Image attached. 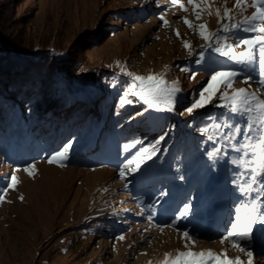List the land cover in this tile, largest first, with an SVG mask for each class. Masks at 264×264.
I'll list each match as a JSON object with an SVG mask.
<instances>
[{
	"label": "rangeland",
	"instance_id": "rangeland-1",
	"mask_svg": "<svg viewBox=\"0 0 264 264\" xmlns=\"http://www.w3.org/2000/svg\"><path fill=\"white\" fill-rule=\"evenodd\" d=\"M182 2L187 6V0ZM234 2L227 0V7L232 8ZM216 6H220L218 0ZM152 7L158 11L151 10ZM120 8L124 9L123 15L149 10L150 16L128 25L106 23ZM252 11L249 8L246 15ZM160 14L165 15L167 26H163ZM185 15L194 23H206L209 29L216 26L214 15L204 13L202 20L195 21L190 7L185 13L178 5H170V0H0L1 41L21 50L22 56L29 55L18 58L11 48H0V74L12 68L20 73L15 72L11 77L27 74L25 77L44 79L52 69L61 73L59 78L69 75L70 85L75 89L89 92L92 87L101 90L113 84L112 91L119 86L124 92L131 77L122 74L116 63L120 61L121 66L126 65L127 71L135 75L154 73L165 75L168 81L178 80L182 89L179 97L183 99L193 88L201 91L200 86L210 79L209 72L213 70L211 65L197 66L194 79L193 74L189 76L181 71L183 64L196 57L189 56L182 41H189L196 51L204 44L198 33L180 19ZM114 25H119L118 32L109 33L107 27ZM43 50V55H39ZM112 73L122 78L114 83L108 81ZM4 80L0 75L2 85ZM256 80L250 81L249 91L259 87ZM234 87L247 88L248 84L237 78ZM128 99L134 101L129 106L146 108L137 97L130 95ZM211 106L207 105L202 112L208 113ZM201 114V110H195L192 115L144 110L141 116L148 125L142 133H149V127L157 125L159 121L154 119L158 115L171 116L176 123L190 118L194 123ZM206 153L197 147L196 159L184 161L185 170L176 168L171 172L172 183L165 184L159 193L153 190L144 203L137 204L133 203L138 198L133 186L126 195V188L121 185L128 184L135 176L150 177V174L145 162L139 172L121 177L119 173L127 154L121 156L118 166L115 163L92 168L59 166L40 159L35 162L34 177L24 172V167L16 171L0 166V174L8 181L13 173L19 181L14 190L7 188L4 201L0 202V264H149L159 261L164 253L187 250L188 242L181 236L184 230L196 241L192 251L211 249L218 254L226 251L228 257H240L247 264V255L230 247V241L221 243L219 235H204L197 228L194 218L203 213L207 217L216 201L226 195L223 191L230 200L234 199L228 165L217 161V166L210 169L211 161ZM164 165L162 161L161 166ZM158 168L157 179L146 182L149 189H155L156 183L164 180L160 165ZM169 192L179 195L166 202ZM182 195H185L183 204ZM186 204L191 206V214L180 218L179 212ZM149 205L152 207L142 212ZM172 224L175 228L168 226ZM248 250L253 252V264H264V255Z\"/></svg>",
	"mask_w": 264,
	"mask_h": 264
},
{
	"label": "snow or ice",
	"instance_id": "snow-or-ice-1",
	"mask_svg": "<svg viewBox=\"0 0 264 264\" xmlns=\"http://www.w3.org/2000/svg\"><path fill=\"white\" fill-rule=\"evenodd\" d=\"M218 3L219 7L216 6L217 0H187L186 6L182 0H170V5H178L185 13L189 12L190 7L195 21L202 20L204 13L216 17L214 29H209L206 23H194L187 15L180 18L204 41L198 52L189 41H182L189 56H198L197 64L203 63L206 51L211 50L236 65L235 68L224 65L211 70L210 79L199 92V98L193 100L180 115L185 112L192 115L194 110L209 104L225 109L220 116H209L207 119L210 122L200 128L199 132L213 144L212 150L206 153L211 161L209 168H215L217 161H224L229 166L231 175L230 182L234 192L232 219L222 233L218 232L221 243L230 241V247L245 253L248 257L247 264H253V252L243 242L253 239L254 225L264 228V0H235L232 8L227 7V0H218ZM249 8L253 11L251 15H246ZM159 19L163 21V26L168 25L164 14H160ZM176 35H180L178 30ZM116 63L121 67L122 74L131 77L120 98L121 105L132 104L134 101L128 99L131 95L146 106L145 111H176L182 91L178 80L168 81L165 75L154 73L135 75L127 71L126 65L121 66L120 61ZM167 68L165 66L166 70ZM181 71L188 69L181 68ZM253 72L258 77L256 83L259 87L249 91ZM191 78L194 79L195 74ZM237 78L248 84V87L235 88ZM214 101L218 103L214 104ZM72 146V142L66 143L47 158L46 162L66 166L64 162L68 160ZM156 151L155 145L143 148L124 164L120 176L139 172L141 166L156 155ZM23 171L34 177L37 171L35 162L26 165ZM18 182V177L13 173L7 188L14 190ZM7 188L0 190V202L4 201ZM20 199L23 200V197ZM151 207L152 205L147 209L142 208V212ZM191 211V206L186 204L179 212V217L185 218ZM168 226L175 228V224ZM181 236L188 242L185 243L187 250L164 253L159 261H149V264H243L240 257L232 259L227 256L226 251L219 254L211 249L192 251L196 243L193 235L184 230Z\"/></svg>",
	"mask_w": 264,
	"mask_h": 264
},
{
	"label": "trees",
	"instance_id": "trees-1",
	"mask_svg": "<svg viewBox=\"0 0 264 264\" xmlns=\"http://www.w3.org/2000/svg\"><path fill=\"white\" fill-rule=\"evenodd\" d=\"M120 10L116 9L106 23L118 22L128 25L127 23L139 22L150 16L149 10L138 11L137 15L132 13L123 15L124 9ZM151 10L158 11L153 7ZM118 26H108V32L116 34ZM0 48L6 50L11 48L10 51L18 58L29 56H22L21 50L7 45L1 39ZM44 52L41 51L39 55H43ZM190 59L186 65L180 64L188 69L185 73L189 76L197 72V66L205 68L206 65H211L215 69L224 65L230 67L232 64L211 50L206 51L205 60L201 64L196 63L197 56ZM15 72L19 74L20 70L13 71L11 68L0 74L5 77L4 87H1L3 85L0 82V166L3 169L15 170L40 159L46 160L68 142H72L73 146L64 164L71 167L81 165L85 168L112 166L115 163L118 166L121 156L127 154L125 157L127 162L143 148L155 145L156 155L146 161L148 169L150 172H157L158 166L164 161L163 170L165 175H168L175 166L184 168L185 160L190 162L196 159L197 147L202 152L212 150V142L208 141L206 136H201L199 129L210 122L207 119L209 116H220L225 111L214 107L213 104L206 114L202 110L207 106L197 109L201 110L202 114L194 123L190 118L176 123L171 116L158 115L159 117L154 119V122L159 121L156 125L157 130L142 133V129L148 125L146 118L135 115L144 113V106L121 105L119 101L123 89L119 86L115 91L111 90L113 86L111 84L101 90L92 87L93 89L88 92L73 88L69 75L59 78L61 73L53 72L52 69L45 75L46 82L40 77H25L27 74L11 77ZM201 72L204 73L205 70ZM120 78L122 77L112 73L108 81L114 83ZM206 83L203 82L200 87H205ZM194 89L196 88L187 92L185 98L180 99L176 106L178 113L183 112L193 100L199 98L200 90ZM184 115L188 114L185 112ZM120 148H123V152H120ZM3 178L4 176L0 174V179ZM139 179V176H135L128 184L121 185L126 188L124 190L126 195L133 186L135 192L140 191L138 194L145 196L147 189L143 182L145 180ZM6 188L7 183L0 181V190ZM108 215L113 214L108 212Z\"/></svg>",
	"mask_w": 264,
	"mask_h": 264
}]
</instances>
